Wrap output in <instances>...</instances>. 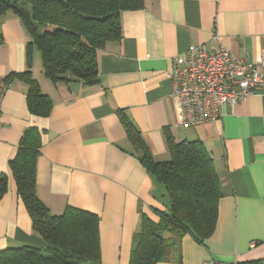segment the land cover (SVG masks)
Listing matches in <instances>:
<instances>
[{
	"label": "crops",
	"instance_id": "crops-1",
	"mask_svg": "<svg viewBox=\"0 0 264 264\" xmlns=\"http://www.w3.org/2000/svg\"><path fill=\"white\" fill-rule=\"evenodd\" d=\"M122 37L98 50L99 83L54 82L41 51L12 10L0 16V173L8 189L0 199V251L47 246L33 230L10 161L25 131L41 133L36 193L53 214L67 207L100 218V264H131L142 216L155 222L170 208L168 194L140 161L124 125L139 129L156 161H168L166 132L176 141H201L211 155L222 197L216 227L203 242L185 234L180 261L256 264L264 259V83L216 121L181 128L170 76L173 59L192 45H214L213 33L234 57L256 63L264 52V0H144L121 13ZM31 76L50 97L48 115L28 108ZM264 76V67L262 69ZM170 236V233H165Z\"/></svg>",
	"mask_w": 264,
	"mask_h": 264
},
{
	"label": "trees",
	"instance_id": "trees-1",
	"mask_svg": "<svg viewBox=\"0 0 264 264\" xmlns=\"http://www.w3.org/2000/svg\"><path fill=\"white\" fill-rule=\"evenodd\" d=\"M143 5L144 0H0V16L8 10L20 16L31 36L28 61L32 62L34 47L38 48L47 77L90 86L100 81L98 50L122 37L121 13ZM23 75L30 85V112L48 115L50 97L40 91L31 71ZM123 121L140 161L164 186L170 203L169 210L160 213L159 222L142 216L131 264L180 261L178 244L185 234L203 242L216 227L222 191L214 161L201 141H176L169 132L171 159L156 161L139 129L129 118ZM40 147L41 133L28 128L10 168L33 230L47 246L8 247L0 251V264H100L99 216L70 206L62 214H53L37 196ZM8 180L7 174L0 173V199L8 189Z\"/></svg>",
	"mask_w": 264,
	"mask_h": 264
},
{
	"label": "built area",
	"instance_id": "built-area-1",
	"mask_svg": "<svg viewBox=\"0 0 264 264\" xmlns=\"http://www.w3.org/2000/svg\"><path fill=\"white\" fill-rule=\"evenodd\" d=\"M212 40L210 49L205 44L192 45L173 59L170 76L181 112V128L220 119L226 106L235 108L264 83V52L254 63L234 57L219 33L214 32ZM202 264L242 263L206 260ZM256 264H264V259Z\"/></svg>",
	"mask_w": 264,
	"mask_h": 264
},
{
	"label": "rangeland",
	"instance_id": "rangeland-1",
	"mask_svg": "<svg viewBox=\"0 0 264 264\" xmlns=\"http://www.w3.org/2000/svg\"><path fill=\"white\" fill-rule=\"evenodd\" d=\"M170 159H171V157L169 156L168 160H170Z\"/></svg>",
	"mask_w": 264,
	"mask_h": 264
}]
</instances>
